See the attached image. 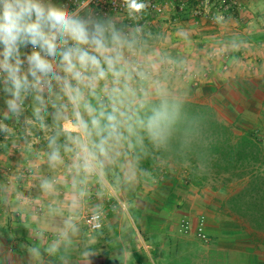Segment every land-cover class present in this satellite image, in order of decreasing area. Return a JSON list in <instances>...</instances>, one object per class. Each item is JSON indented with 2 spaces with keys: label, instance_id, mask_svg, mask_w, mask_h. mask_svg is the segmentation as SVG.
I'll list each match as a JSON object with an SVG mask.
<instances>
[{
  "label": "crops",
  "instance_id": "crops-1",
  "mask_svg": "<svg viewBox=\"0 0 264 264\" xmlns=\"http://www.w3.org/2000/svg\"><path fill=\"white\" fill-rule=\"evenodd\" d=\"M237 2L236 17L226 16L224 24L183 17L178 24L183 31L178 38L174 34L170 45V63L150 64L156 72L153 82L142 93L128 91L111 99V111L120 99L126 106L169 95L213 107L220 121H237L234 127L240 131L257 128L258 119L249 117L261 122L264 116V0ZM171 63L187 64L201 78L200 85L185 83L170 71ZM7 98L0 96V114L7 111ZM62 125L74 132L70 121ZM23 149L11 135L0 134V264H264V233L245 228L212 201L216 195L211 191L179 187L174 179L141 196L124 193L123 206L111 213V240L85 243L68 221L70 209L48 205L38 212L20 196L19 169L38 161ZM202 217L207 241L197 234ZM183 218L189 222L187 232L181 228Z\"/></svg>",
  "mask_w": 264,
  "mask_h": 264
},
{
  "label": "rangeland",
  "instance_id": "rangeland-1",
  "mask_svg": "<svg viewBox=\"0 0 264 264\" xmlns=\"http://www.w3.org/2000/svg\"><path fill=\"white\" fill-rule=\"evenodd\" d=\"M239 8L238 4L235 14L228 13L226 16L233 20ZM224 21L225 19L220 21L221 24L227 23ZM113 23L119 25L114 28H120L122 25L120 21H113ZM155 24L148 27L147 36L138 38L134 35L126 38L127 44L123 49L122 59L126 60V56L131 54L129 49L133 48L141 60L146 61L147 64L162 63L166 65L170 63L173 57L170 45L175 42L173 36L177 34L178 38V34L183 31V28L173 26L166 19L158 20ZM2 88L3 86L0 87V96L4 94ZM58 91H60L59 88L54 89V92ZM36 95L38 94L30 92L25 97L22 94L21 101H18V104L21 102L18 111L12 113L7 109V119H5L4 113L0 114V124L6 126L2 130L0 128V134L11 135L14 140L21 142L24 153L33 156L29 158L31 161L38 160L24 162L25 165L19 169L22 174L20 196L26 198L24 202H29L38 212L48 205L65 206L70 209L72 218L68 221L75 223L77 230L80 231L78 233L82 234L85 243L86 240L92 239L111 240V213L116 207L123 206L120 201L123 200L124 193L129 195L132 192L133 195L141 196L145 190L161 188L164 183L168 185L174 179L176 183H179V187H197L211 191L213 195H216L212 201L218 205L222 204L227 210H230L228 205L230 196L244 187V183L238 179L226 181L228 176L217 175L213 169L201 170V172H205L207 179L200 185L196 184L194 181H200L197 179L203 174L196 171L189 163L176 164L171 159L159 160L152 168L140 170L131 155L132 147L130 145L129 153H125L127 148L122 141L101 142L96 139L93 129L90 133H86L84 128L74 127V132H71V135H59L60 143H55L50 147L49 141L56 136L57 131L52 126L51 118L53 116L61 123L62 132L66 130L62 125L64 120L70 121L74 126L77 121L72 120L73 118L66 114L65 108L61 105L49 101L48 94L43 92L42 100H37ZM99 103L107 106L111 112V102L105 103L97 94L87 96L81 101L85 113L82 118L88 124L92 122ZM85 104H90L94 111L91 113L87 111ZM123 104L122 99L112 103L116 110L112 112L117 114L118 122L126 128L124 113L128 105ZM0 105H4V103L0 102ZM251 108H255L257 112L256 105ZM37 109L39 110L38 114ZM260 109L263 113L264 104ZM15 114L18 115L15 117ZM249 118L254 121L258 119L254 125L262 131L260 134L261 146L264 148V116L261 122L259 121L260 117L257 116ZM236 122L228 125L234 127ZM239 123V125L242 124L241 121ZM7 130H10L11 133H5ZM54 149H59L60 160L50 163L49 156ZM37 155L43 157L39 158ZM261 172L264 174V165H261ZM194 173L198 177H192ZM109 174L110 176H108ZM28 196L30 201H27ZM96 211L103 213V227L99 231H91L86 225L85 216ZM229 213L242 220L245 228L258 230L251 226V223L245 218L233 214L231 211ZM258 231L264 233V230Z\"/></svg>",
  "mask_w": 264,
  "mask_h": 264
},
{
  "label": "clouds",
  "instance_id": "clouds-1",
  "mask_svg": "<svg viewBox=\"0 0 264 264\" xmlns=\"http://www.w3.org/2000/svg\"><path fill=\"white\" fill-rule=\"evenodd\" d=\"M90 3L91 0H81L75 10H70L52 0H0V84L9 97L5 99L9 112L18 111L22 94L26 97L30 92L37 93L35 98L42 100L45 89L52 94L55 88L74 107L79 106L82 88L94 91L96 83L109 74L114 77L122 74L117 65L127 41L108 21L92 18ZM122 3L130 17L143 14L149 7L146 0H122ZM29 46L30 51H22ZM85 109L94 111L90 104H85ZM75 115L74 127L87 129L88 123L79 112ZM4 116L7 119L8 113ZM116 119L113 113L107 114V126L114 127ZM168 122L162 105L149 117L147 127L158 136ZM98 124V120H92L93 126ZM55 143L53 137L49 146ZM59 160V149H54L49 161Z\"/></svg>",
  "mask_w": 264,
  "mask_h": 264
},
{
  "label": "trees",
  "instance_id": "trees-1",
  "mask_svg": "<svg viewBox=\"0 0 264 264\" xmlns=\"http://www.w3.org/2000/svg\"><path fill=\"white\" fill-rule=\"evenodd\" d=\"M121 28L115 29L121 34ZM162 105L169 122L160 135L154 136L147 127L148 119ZM109 113L113 112L99 103L92 118L99 124L93 126L89 122L85 132L93 129L96 139L105 143L122 141L127 148L125 153H129L130 145L140 170L152 168L159 160L171 159L176 164L189 163L198 172L213 169L217 175L228 176L226 181L238 179L244 187L230 196V211L248 220L255 229L264 230V174L261 172L264 148L259 128L240 131L220 121L209 105L169 96L128 105L124 113L126 128L117 119L114 127L107 126ZM51 119L57 129L56 144H59V135L72 133L62 132L61 123L54 116ZM201 173L203 176L197 179L200 181L194 183L200 185L207 179L205 172ZM192 177L198 176L194 173Z\"/></svg>",
  "mask_w": 264,
  "mask_h": 264
},
{
  "label": "built area",
  "instance_id": "built-area-1",
  "mask_svg": "<svg viewBox=\"0 0 264 264\" xmlns=\"http://www.w3.org/2000/svg\"><path fill=\"white\" fill-rule=\"evenodd\" d=\"M53 3L67 5L70 10H75L81 0H52ZM149 4L147 10L137 16L130 17L125 11L122 0H91L89 8L91 9V16L93 19H101L108 21L112 26L119 27L113 21L121 22V35L125 39L136 35L138 38L147 36L149 31L148 27L156 25L155 22L161 19L168 20L173 26H178L181 19L185 16L198 22L202 18L208 17L213 24L226 19L228 13L235 14L238 9V2L236 0H146ZM85 15V13H81ZM220 17L222 19L217 20ZM146 29V30H145ZM22 49V51H30ZM131 54L127 55L128 59H121L117 65L118 70H122L119 77H114L109 74L104 80H100L95 85L94 91L88 88H82L83 98L97 94L105 103L111 102V99L116 96L127 93L128 91H135L142 93L150 85L156 72L147 64L146 61L141 60L137 51L133 48L129 49ZM123 58V57H122ZM136 59V60H134ZM170 71L177 73L180 78L191 87L200 85L201 78L193 73L187 64L176 65L171 63ZM75 83V82H73ZM44 93L48 94V100L61 105L66 110L72 120H76V112H79L82 117L85 113L82 109L81 103L79 106L74 107L69 101L67 96H64L61 91L49 94L47 89ZM21 104V103H20ZM103 213L100 211L92 212L85 216L87 227L91 231H99L103 227ZM205 220L202 217L197 227L198 236L207 241V236L204 232ZM182 231L187 232L189 229V222L186 218L181 220Z\"/></svg>",
  "mask_w": 264,
  "mask_h": 264
}]
</instances>
